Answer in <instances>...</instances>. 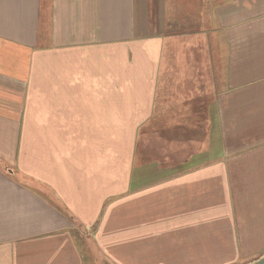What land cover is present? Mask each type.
I'll return each mask as SVG.
<instances>
[{
	"label": "crops",
	"instance_id": "crops-1",
	"mask_svg": "<svg viewBox=\"0 0 264 264\" xmlns=\"http://www.w3.org/2000/svg\"><path fill=\"white\" fill-rule=\"evenodd\" d=\"M138 2L0 0V264H91L96 224L121 243L100 213L144 128L196 149L165 177L226 180L264 227V0H163L141 34ZM181 10L210 27L165 33Z\"/></svg>",
	"mask_w": 264,
	"mask_h": 264
},
{
	"label": "rangeland",
	"instance_id": "rangeland-1",
	"mask_svg": "<svg viewBox=\"0 0 264 264\" xmlns=\"http://www.w3.org/2000/svg\"><path fill=\"white\" fill-rule=\"evenodd\" d=\"M138 1L143 17L140 34L154 21H165L159 13L163 0ZM180 13L166 20L172 29L165 33L210 27L205 17L208 11L201 19L194 18L192 11ZM151 123L163 126L162 121ZM122 136L123 150L122 146L115 150L124 152V160L132 156L135 174L128 194L108 200L106 212L100 213L108 242L111 238L122 242H109L104 251L93 240L98 225L92 226L87 235L90 243H84L85 252L92 246L91 264H249L264 256V227L252 218L256 212L234 210L243 206V197L232 186L227 188L226 180L165 177L170 162L182 166L186 157L195 154V148L179 145V131L144 128L122 132ZM108 166L118 165L110 162ZM180 172L178 168L170 174ZM109 202L116 207L110 208ZM180 215L184 217L179 219Z\"/></svg>",
	"mask_w": 264,
	"mask_h": 264
},
{
	"label": "water",
	"instance_id": "water-1",
	"mask_svg": "<svg viewBox=\"0 0 264 264\" xmlns=\"http://www.w3.org/2000/svg\"><path fill=\"white\" fill-rule=\"evenodd\" d=\"M249 264H264V256L258 258L257 260H255Z\"/></svg>",
	"mask_w": 264,
	"mask_h": 264
}]
</instances>
